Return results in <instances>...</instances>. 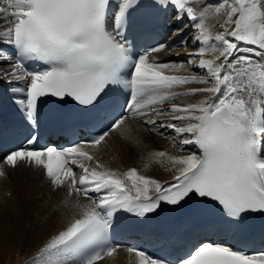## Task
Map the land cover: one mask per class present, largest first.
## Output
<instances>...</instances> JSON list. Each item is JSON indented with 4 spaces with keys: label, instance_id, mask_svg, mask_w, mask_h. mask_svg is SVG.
Listing matches in <instances>:
<instances>
[{
    "label": "snow or ice",
    "instance_id": "obj_1",
    "mask_svg": "<svg viewBox=\"0 0 264 264\" xmlns=\"http://www.w3.org/2000/svg\"><path fill=\"white\" fill-rule=\"evenodd\" d=\"M160 2L174 6L179 18L190 20L197 30L193 39L199 46L188 53L187 63L199 57L197 67L203 75L170 74L188 69L184 63L150 59L168 47L164 43L130 52L124 30L139 0H0V41L16 50L14 62L0 57L10 61V70L2 74L23 81L13 92L23 94L15 102L28 120L35 122L45 97L71 98L96 118L109 107L111 92L127 89L121 107L133 118L154 126L157 121L151 117H170L159 127L172 129L184 137L183 145L194 144L200 153L155 152L157 162L167 158L179 166L175 183L165 187L136 168L121 173L99 162L91 168L78 163L93 160L80 143L40 146L30 135L27 147L10 151L6 163L13 167L18 161L34 163L55 188L67 185L69 197L83 195L89 201L77 202L79 213L30 264H98L120 247L107 239L114 213L126 210L144 217L162 202L177 205L189 194L218 202L238 224L248 214H264V0ZM210 20L216 23L210 25ZM179 43L187 41L181 38ZM26 61L42 66L35 68ZM189 84L205 86L174 91ZM196 94L207 95L196 102L173 103ZM166 103L170 108L164 110L161 106ZM127 119L123 112H112L107 131L86 143L100 145ZM153 189L155 197L150 195ZM90 192L99 195L92 197ZM127 252L135 254L138 264H165L136 246ZM175 264H264V251L249 254L202 239L194 241Z\"/></svg>",
    "mask_w": 264,
    "mask_h": 264
},
{
    "label": "bare ground",
    "instance_id": "obj_2",
    "mask_svg": "<svg viewBox=\"0 0 264 264\" xmlns=\"http://www.w3.org/2000/svg\"><path fill=\"white\" fill-rule=\"evenodd\" d=\"M208 23L213 25L216 21L210 20ZM221 30L215 29V31ZM192 34L191 44L185 46L182 51L184 54L193 52L199 46H193V38L197 34L195 28ZM244 47L248 46L244 45ZM189 59L190 57L182 62L188 72L179 73L203 75L204 70L197 67L200 58H195L193 63H187ZM204 86L189 84L175 88L174 91L183 92ZM205 95L207 94L181 96L173 103L196 102ZM164 105L170 108L169 104ZM154 117L170 121L168 116ZM176 123L179 126V122ZM183 138L170 128H166L162 134H155L150 132L141 121L129 120L120 129L110 132L100 145L91 146L92 161H78V163L83 162L91 168L99 162L105 168L121 173L136 168L141 175L155 179L161 184L177 175L176 169L179 166H173L167 158L157 162V158L153 155L155 152L165 151L175 156L195 152L199 155L193 145L181 143ZM147 150L153 151L146 153ZM3 172L4 175L0 176V201H2L0 202V264H30L44 244L63 230L72 217L79 213L77 202L84 201L75 194L69 197L64 186L58 189L53 187L41 167L20 162L15 167L5 165ZM79 174H82L81 170ZM154 191L153 189L150 194ZM133 261L131 255L124 249H119L113 256L105 257L98 264H133Z\"/></svg>",
    "mask_w": 264,
    "mask_h": 264
},
{
    "label": "rangeland",
    "instance_id": "obj_3",
    "mask_svg": "<svg viewBox=\"0 0 264 264\" xmlns=\"http://www.w3.org/2000/svg\"><path fill=\"white\" fill-rule=\"evenodd\" d=\"M151 132V131H150ZM147 137V136H146ZM149 138V137H148ZM153 150H147V151H145L146 153H148V152H152ZM0 202H2V201H0ZM1 204V203H0ZM0 210H1V207H0ZM23 229L25 230V227H23Z\"/></svg>",
    "mask_w": 264,
    "mask_h": 264
}]
</instances>
